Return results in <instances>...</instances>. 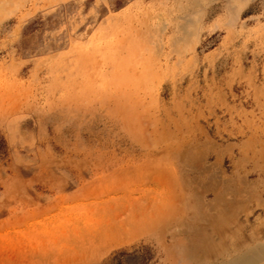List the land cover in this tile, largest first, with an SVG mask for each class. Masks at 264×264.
Masks as SVG:
<instances>
[{
    "label": "rangeland",
    "instance_id": "374dc122",
    "mask_svg": "<svg viewBox=\"0 0 264 264\" xmlns=\"http://www.w3.org/2000/svg\"><path fill=\"white\" fill-rule=\"evenodd\" d=\"M202 1L0 0V264H181L214 194L264 243V0Z\"/></svg>",
    "mask_w": 264,
    "mask_h": 264
},
{
    "label": "bare ground",
    "instance_id": "6f19581e",
    "mask_svg": "<svg viewBox=\"0 0 264 264\" xmlns=\"http://www.w3.org/2000/svg\"><path fill=\"white\" fill-rule=\"evenodd\" d=\"M224 1L226 2V7H227L226 10L228 12H234V9H235L234 2L236 0H224ZM193 4L195 6L194 10H195V8H199V7L204 6L202 0H197V1L194 0ZM194 10H193V12H194ZM146 27H148V26H146ZM148 31H150V30H148ZM163 152H165V151H163ZM169 152H170V150H169ZM194 180H195V178H194ZM194 180H191L190 182H188V185H194V183H195ZM216 183H217L216 176L211 175L210 177H206L200 183L199 186L203 190H212L216 186ZM226 184L228 185L229 183H226ZM171 188H169V189H171ZM166 191H168V189H166ZM154 193H153V195L158 194V193L157 194H154ZM181 194L182 193H180V195ZM160 195H162V198H163V194H160ZM152 197H154V196H152ZM158 197H159V194H158ZM157 198H155V199H157ZM171 199H172V197H171ZM180 200H182V198H180ZM159 202H160V200H159ZM244 202H245V200L238 201L236 198H231V199L227 200L224 198V196L222 194H214L213 198L210 200V202L207 203L204 199H202V197L195 196V202H194L195 208H193L192 219H194L198 222V225H197L198 228H196V227H189L188 228L189 231L186 232L188 234V238L186 240V243L185 244L182 243L183 246L179 249L178 254L173 255L174 257H176L175 259L178 262H181V264L182 263H184V264H264V243L257 244L254 246L243 247L240 250H238V252L236 251V253H233L234 247H233V245H231L230 240L228 241V244L225 247H220L218 244L217 238H219L218 235L220 232L217 233L215 231V229L217 227H219L220 224H223L229 218V216H233L239 207L238 205L244 204ZM147 204H149V203H147ZM150 205H152V204H150ZM157 206L162 207L160 205H157ZM147 207H148V205H147ZM148 208H147V210H149ZM162 211H165V210L162 209ZM181 211H182V207H181ZM148 212L150 213V211H148ZM148 212L146 211V213H148ZM141 213H143V211ZM146 213H145V215H146ZM145 215H142V217ZM154 215H155L154 219H157V216H160V215H158V213H154ZM170 215H172V214H170ZM177 216H178V214H177ZM152 218H153V216H152ZM171 218H170V220H171ZM145 219H147V218H145ZM145 219H142V222L144 221L143 223H145ZM179 223H180V221H175L172 226L177 225ZM165 226H166V228H164L165 230L171 227V225H165ZM129 232H132V231H129ZM132 234H134V233L132 232ZM183 234H185V233H183ZM134 235H136V234H134ZM131 237H132V235H131ZM170 237H171V240L174 239V241H172V242H174V244L172 243L173 245L181 243L180 239H177L175 236H174V238L172 236H170ZM179 238H182V237H179ZM166 245H168V244H166ZM162 246H164V245L162 244ZM208 251L211 252L210 255L206 254Z\"/></svg>",
    "mask_w": 264,
    "mask_h": 264
}]
</instances>
